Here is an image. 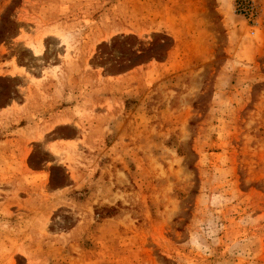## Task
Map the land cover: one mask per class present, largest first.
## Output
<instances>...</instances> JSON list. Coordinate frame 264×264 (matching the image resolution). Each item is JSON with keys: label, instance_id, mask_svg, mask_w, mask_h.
<instances>
[{"label": "rangeland", "instance_id": "1", "mask_svg": "<svg viewBox=\"0 0 264 264\" xmlns=\"http://www.w3.org/2000/svg\"><path fill=\"white\" fill-rule=\"evenodd\" d=\"M0 264H264V0H0Z\"/></svg>", "mask_w": 264, "mask_h": 264}, {"label": "crops", "instance_id": "2", "mask_svg": "<svg viewBox=\"0 0 264 264\" xmlns=\"http://www.w3.org/2000/svg\"><path fill=\"white\" fill-rule=\"evenodd\" d=\"M20 34V32H18L17 36ZM16 36V37H17ZM31 76L35 77L37 80H40L39 82H41L40 84H43L45 82V80L48 78L47 76H45V74H43L42 72H37V73H34V72H31ZM24 79H26V77L24 76L23 77ZM30 79H28V82H29ZM33 89L35 90V86L33 87Z\"/></svg>", "mask_w": 264, "mask_h": 264}, {"label": "bare ground", "instance_id": "3", "mask_svg": "<svg viewBox=\"0 0 264 264\" xmlns=\"http://www.w3.org/2000/svg\"><path fill=\"white\" fill-rule=\"evenodd\" d=\"M65 38V37H64ZM27 46L29 48H31L32 50H34L37 54L41 53V44L38 43V41L35 43L33 41L28 42Z\"/></svg>", "mask_w": 264, "mask_h": 264}]
</instances>
